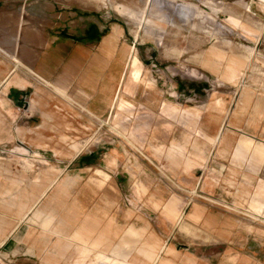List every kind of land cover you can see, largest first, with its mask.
Returning <instances> with one entry per match:
<instances>
[{"label":"rangeland","instance_id":"rangeland-1","mask_svg":"<svg viewBox=\"0 0 264 264\" xmlns=\"http://www.w3.org/2000/svg\"><path fill=\"white\" fill-rule=\"evenodd\" d=\"M215 1L221 5L208 0H0L4 49L13 51L18 22L24 19L21 47L58 36L71 58L74 45L89 43L92 54L84 63L110 52L112 78L124 58L136 53L133 69L142 82V90H132L113 112L105 107L99 113L103 119L118 116L119 123L111 117L102 125L77 109L85 108L82 104L60 100L45 87H10L7 97L15 110L0 112V264H101L96 253L49 231L56 220L76 222L61 205L84 208L86 201L91 204L78 221H83V234L95 203L108 214L123 207V231L135 225L149 235L145 264L164 248L160 264H264V212L254 214L249 206L264 203V32H257L264 24V0ZM90 26L99 28V41L88 39ZM242 54L252 56L247 67L239 63ZM4 74L0 71V78ZM22 77L16 73L0 86V104L1 93ZM111 86L113 93L115 83ZM67 90L81 98L73 79ZM97 91L90 100L95 110L101 99ZM32 95L39 102L33 104ZM50 105L52 118L44 111ZM226 108L229 116L212 147L211 119ZM135 117L150 127L130 132L128 121ZM111 153L117 162L108 168L105 156ZM131 174L135 186L147 191L140 200ZM40 192L44 196L35 204ZM169 201L181 212L176 226L162 212ZM213 218L212 230L207 224ZM19 223L41 226V236L29 243L35 253L18 245L28 244L24 235L8 237ZM102 228L111 240L112 229ZM209 232H214L210 239ZM113 259L122 264L117 255Z\"/></svg>","mask_w":264,"mask_h":264},{"label":"crops","instance_id":"crops-1","mask_svg":"<svg viewBox=\"0 0 264 264\" xmlns=\"http://www.w3.org/2000/svg\"><path fill=\"white\" fill-rule=\"evenodd\" d=\"M87 31H88L87 33L88 39H95L99 41L100 38L102 37L99 31V28L96 26H90ZM47 38H51L50 35L45 37V39L42 41L43 43H35V42L30 43L29 42L23 45L22 47L20 46L21 39L19 40L18 57L21 59L23 63L26 62L27 64L26 63L25 64L33 70L32 71L33 76L28 77V78L22 77V79H18V81L11 83V85L4 92L1 93L2 103L0 104V112L5 110L9 113V110L13 112L15 110L12 104L13 100L7 97L8 90L10 89L12 85L15 84V85L21 86V87L19 86L17 87L19 90H21L22 87H26L28 86V84L33 83L37 90H40L42 87H45L48 90H50L52 93H54V95L56 94L60 100H63L66 102H68V100H72L76 104L81 103L85 108L79 107L77 109H79L81 112L86 113L89 116V118L92 120V122H94L96 119L95 117L96 115L90 113L88 109H91L96 112H101L103 108H105V106H102L100 108V105L98 104L97 110H95L92 106L94 105L93 102L92 101L90 102V100H92L91 98L97 95L94 92H96L97 90H98L97 92H100V88H101L100 86L102 85V80L96 81L94 79L93 71H87V70L85 71L84 69L88 66V63L86 62L84 63V61L88 59V57L91 56L92 54L91 44L88 43V44L74 45V47L72 48L74 52L71 58H68V55H67L68 46L66 42H64L58 36H55V38L59 40H53V41L51 39L46 40ZM49 42L50 44L47 47ZM39 45H43L45 48H41L42 50H39ZM15 48H16V41L14 42L13 50ZM99 54L105 55L102 53H99ZM96 56L97 55L93 56L90 63L93 62ZM112 64L113 63H111L110 61L109 65H112ZM81 67H83L84 71L81 72V74L77 75ZM75 75L77 76L74 77ZM71 79H73L74 81V89L75 90L77 89L76 91L79 93L81 92L80 99L74 98L73 95H71L67 90V84L70 83ZM113 82H108V85L110 84L112 85ZM91 86H94L95 88L94 87L92 88H94L95 90L92 89ZM110 89L113 90L112 86L110 87ZM102 96H104V94H102ZM107 98L110 99V96H108ZM31 101L33 102V104L38 101L36 100L35 95H32ZM40 104L44 106L47 103L40 101ZM58 107L60 108V106ZM44 111L50 118H52L55 114V110L52 109V105H50V107ZM132 191L133 193H135V191L133 190V187H132ZM118 203L119 202L115 204H118ZM90 204H87V205L89 206ZM82 205L83 204L81 205L79 204L71 208H67L68 206L65 207L61 205L59 209L60 210H63V209L70 210L74 216L73 218L76 219V225L81 226L83 221H80V222L78 221H79L81 214L86 209V204H84V208ZM94 205L95 206L91 210V216H90L92 219L87 224L92 225V226L93 225H100V226L107 225L109 226L110 229H112L111 230L112 238L110 241L113 244L111 245L105 244L103 246L104 249H109V251H115L122 257H127V258H143V257L148 256V248L150 245L148 246L149 235L147 236L146 229L144 227H136L135 225H130V226H127L123 231L124 227L122 226V224H120L121 221L119 220V217L121 215L125 216L127 214L126 209H124L123 207L122 208L118 207L119 209H117L115 212L108 214V213L102 212V210L105 209V207L101 209L100 207H98L97 203H95ZM100 205L101 204L99 203V206ZM50 209L51 208H49V210ZM7 216H9V214H7ZM15 221L16 219L14 220V222ZM22 224L23 223L17 224L15 226V229L9 234L8 237L10 238V236L14 234L15 232H17L16 233L17 237H18V234L24 235L23 238L25 242L28 244H25L19 241L18 245H22L21 249L29 250L35 253L36 252L35 250L29 249L30 247L29 243H31L34 237L41 236L43 230L41 226L40 225L37 226V224L33 225L31 223H28L29 224V225L27 224L28 226L22 225ZM36 226L38 227V229L36 230V234L38 235L36 234L34 235L32 232L33 230H35ZM29 232H31V235H28ZM154 237L156 238V239L154 238V241H157L158 234H155ZM1 239L2 237H0V241Z\"/></svg>","mask_w":264,"mask_h":264},{"label":"bare ground","instance_id":"bare-ground-1","mask_svg":"<svg viewBox=\"0 0 264 264\" xmlns=\"http://www.w3.org/2000/svg\"><path fill=\"white\" fill-rule=\"evenodd\" d=\"M147 1L149 2V0H147ZM208 1H210L212 4H214L217 7L221 5V3H219L215 0H208ZM149 7H150V5H148V7H146L147 10H145L143 13H148ZM145 17L146 16L144 15L143 19L142 18L141 19L145 20L146 19ZM261 24H263V23H261ZM23 25H24V19H20L18 22L17 34L15 37L16 41H17L16 42V48L12 52L8 51V50L4 49L2 46H0V54H3L4 60H5V64L2 62H1L2 64H0V71L1 72L5 71V74L0 78V86L3 85L7 81V79L10 78V76H12L16 73H19V74H21L27 78L30 77L32 74L33 70L30 67H28L25 63H23L21 61V59L18 57V53H19L18 39H20V37H21V29H22ZM254 27H255V25H254ZM258 30L259 31H257V30L256 31L260 32V34L262 32H264V24ZM225 32H226V30H225ZM131 52L132 51H130V53ZM112 55L109 52L106 53L105 55H101V54L97 55L94 58L93 62H91L87 66V68L85 69V71L86 70L87 71H93V77L96 81L102 80V85L100 86L101 87L100 88L101 99L99 101V105H100V108L102 106H105L107 108L108 113L111 111L113 112V110L117 107V105L121 101V99L123 97L129 95L132 90L137 91V93H139V91L142 90V82L135 75V72L133 69V60L135 58L136 53L130 54L131 56L129 58L127 56L124 58V60L122 62V68L120 71H118V74H116L114 76V78L108 76V73L110 71L109 70V62H110L109 59H111ZM241 57H242V59L239 63L244 64L245 67H247L251 62L252 56H247L245 54H242ZM127 62H128V67L126 68ZM23 67H25V68H23ZM233 72L235 74L237 72V70H234ZM113 81L115 82V88H114V92L112 93V90L110 89L111 84L108 85V82H113ZM86 85H88V84H86ZM94 85H95V83H94ZM92 87H94V86H91V88ZM94 88H92V89H94ZM102 94H104V96H102ZM108 96H110V99L107 98ZM244 100H245V103H248V99L246 98L245 94H244ZM140 102L142 105H145L147 107H152V105L148 101L143 100ZM219 108L221 111L222 108L221 107H219ZM88 111L90 113L96 115L95 116L96 120H97L98 124H100V125H102L103 122H108L109 118L113 117V116H110L108 118L106 116L103 119V117L99 115L100 112L92 111L89 109H88ZM229 111H230L229 108H226V109H224V111L221 112L220 118L211 119V121L214 122V124H215V130H214L213 136L211 138H208V141L211 143L212 147H216L220 141V137H221L222 129H223L222 126L224 124V121L229 116V113H230ZM113 119H116V121H115L116 123H119V121L121 120L118 116H114ZM130 121L131 120L128 121V129L130 130V132H134L135 134L138 132H144L148 127H150V125L148 124L147 121H138L136 119V117L132 120V122H130ZM86 141H88V140H86ZM116 162H117L116 158L112 153L107 154L105 156V165L108 168H113L115 166ZM107 177H110V176H107ZM135 180H136V178L134 177L133 174H131L130 181L134 185V187H133L134 191L140 200L141 197L144 196L147 191L145 189L138 187V186L136 187L135 186ZM43 196H44V194L42 192H40V194L38 195V197L34 201L35 204L37 202H39L43 198ZM148 201H150V200H148ZM239 203L241 204L242 202L240 201ZM84 204H90V202L86 201V203H84ZM155 205L158 208L159 203L155 202ZM242 206H243V204H242ZM249 206H250L252 213L254 212V214L256 212H258V213L264 212V203L252 201L249 204ZM162 212H164L167 219H169V221L174 226L177 225V223L179 222V220L181 218V212L177 206V203H175V202L169 201V202L165 203L164 211H162ZM18 221L21 222L22 217H20L18 219ZM74 222H75V220L69 221L68 218H66V217L64 220H61V219L56 220V223H57L56 226L52 229H49V231L53 232L55 235L66 236L68 239H70L74 243L78 244L82 248L90 250L91 253H96V259L99 260V262L101 264H114L113 255H117L119 258V261L122 264H145L144 258H142V259L141 258L125 259L123 257H120L118 254H116L112 251H109V249H104L103 246L105 244L111 245V241H110V235L106 232L107 230L102 228V226H100V225L87 226V230L84 233L85 234V236H84L83 228L80 227L79 225H76V222L75 223ZM215 224H217V221L213 218V219L208 221L207 225L209 228L212 227V230H213L214 229L213 227ZM14 229H15V227H14ZM14 229H12L9 233H11ZM213 233L212 232L208 233L209 239L211 236H214ZM164 249L162 250V252L153 255V258L151 259L150 264H160L162 262Z\"/></svg>","mask_w":264,"mask_h":264}]
</instances>
